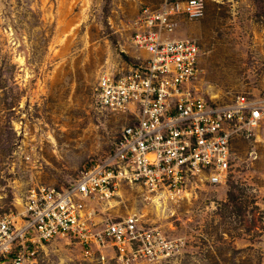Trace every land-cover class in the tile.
<instances>
[{
  "label": "rangeland",
  "instance_id": "rangeland-1",
  "mask_svg": "<svg viewBox=\"0 0 264 264\" xmlns=\"http://www.w3.org/2000/svg\"><path fill=\"white\" fill-rule=\"evenodd\" d=\"M164 1L0 0V215H18L33 185L66 186L113 150L127 117L97 105L99 74L138 61L133 22L143 5ZM204 2L203 16L179 18L175 31L201 45L199 85L217 100L262 93L264 0ZM258 134L233 141L223 183L160 205L124 185L100 208L112 217L138 213L183 237L181 257L160 264H264V132ZM37 257L38 264H99L64 237L44 241Z\"/></svg>",
  "mask_w": 264,
  "mask_h": 264
},
{
  "label": "built area",
  "instance_id": "built-area-1",
  "mask_svg": "<svg viewBox=\"0 0 264 264\" xmlns=\"http://www.w3.org/2000/svg\"><path fill=\"white\" fill-rule=\"evenodd\" d=\"M204 11V0H165L139 9L130 38L138 61L120 73L102 70L95 86L101 109L127 117L113 150L66 186L33 185L18 215H0V264H38L39 248L55 237L74 240L99 264H160L181 257L183 237H170L138 213L106 216L100 206L111 204L124 185L165 204L201 185L223 183L233 141L264 132V91L225 101L199 85L201 45L175 31L179 18L198 19Z\"/></svg>",
  "mask_w": 264,
  "mask_h": 264
},
{
  "label": "bare ground",
  "instance_id": "bare-ground-1",
  "mask_svg": "<svg viewBox=\"0 0 264 264\" xmlns=\"http://www.w3.org/2000/svg\"><path fill=\"white\" fill-rule=\"evenodd\" d=\"M158 204L160 205V202H158Z\"/></svg>",
  "mask_w": 264,
  "mask_h": 264
},
{
  "label": "crops",
  "instance_id": "crops-1",
  "mask_svg": "<svg viewBox=\"0 0 264 264\" xmlns=\"http://www.w3.org/2000/svg\"><path fill=\"white\" fill-rule=\"evenodd\" d=\"M137 53V51H135Z\"/></svg>",
  "mask_w": 264,
  "mask_h": 264
}]
</instances>
